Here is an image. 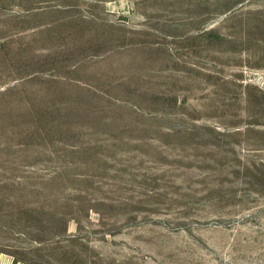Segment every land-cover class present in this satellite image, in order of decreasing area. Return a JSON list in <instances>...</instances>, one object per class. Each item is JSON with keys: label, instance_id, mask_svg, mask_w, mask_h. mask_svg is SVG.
I'll list each match as a JSON object with an SVG mask.
<instances>
[{"label": "rangeland", "instance_id": "obj_1", "mask_svg": "<svg viewBox=\"0 0 264 264\" xmlns=\"http://www.w3.org/2000/svg\"><path fill=\"white\" fill-rule=\"evenodd\" d=\"M0 264H264V0H0Z\"/></svg>", "mask_w": 264, "mask_h": 264}]
</instances>
